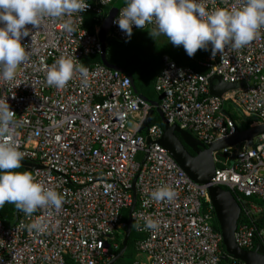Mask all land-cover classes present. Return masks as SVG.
<instances>
[{
  "label": "built area",
  "instance_id": "obj_1",
  "mask_svg": "<svg viewBox=\"0 0 264 264\" xmlns=\"http://www.w3.org/2000/svg\"><path fill=\"white\" fill-rule=\"evenodd\" d=\"M113 1L86 0L89 6L84 13L45 17L37 29L27 25L30 34L21 43L28 59L18 67L14 80H0V99L5 98L16 114L11 142L25 154L22 162L38 165L25 171L64 197L59 211L45 208L33 213L31 219L39 218L46 226L41 234L29 235L25 225L31 221L15 206L12 222L0 218V264H106L122 241L117 234L122 230L123 238L122 214L132 203L133 188L136 204L131 220L140 237L131 264H219L222 260V235L215 226L207 185L192 181L159 144L161 125L152 122L140 131L151 106L133 93L130 78L100 61L88 62L101 53L99 25L107 14L104 8ZM201 2L208 11L243 4V0ZM124 6L111 20L106 38H128L114 23ZM90 11L99 19L94 32L83 26ZM65 23L73 30L67 31ZM152 27L133 26V32ZM209 47L198 62L207 74L163 55L154 82L167 122L188 130L204 144L234 132L235 121L224 112L226 101L243 117H253V125L264 123V28L241 50L229 47L213 58ZM61 58L85 67L87 76L75 72L63 89L50 87L47 72ZM210 75L242 86L222 98L211 96ZM129 119L137 121L134 129L127 127ZM253 143L254 147L235 152L223 148L224 157L214 153L210 182L226 187L239 203L243 216L234 239L249 250L256 243L264 248V133ZM162 186L177 193L174 201L152 199L151 193ZM243 197H256L262 204ZM146 219L157 221L159 227L140 230ZM228 261L244 264L233 258Z\"/></svg>",
  "mask_w": 264,
  "mask_h": 264
},
{
  "label": "clouds",
  "instance_id": "obj_2",
  "mask_svg": "<svg viewBox=\"0 0 264 264\" xmlns=\"http://www.w3.org/2000/svg\"><path fill=\"white\" fill-rule=\"evenodd\" d=\"M125 6L114 23L127 37L133 26L148 31L154 40L165 36L175 47L182 46L189 57L197 50H209L214 58L223 55L227 48L241 50L250 45L264 28V0H243L236 8L214 7L208 11L201 0H124ZM89 4L86 0H0V80L15 79L17 69L28 59L23 37L30 34L27 25L39 28L43 18L61 19L84 13ZM67 31H72L65 23ZM75 72L87 76L88 70L71 58L59 59L47 72V84L63 89ZM87 83V81H85ZM16 114L10 110L6 99H0V208L6 203L23 212L31 222L25 225L29 235L45 231L44 222L33 213L39 209L52 208L59 211L64 197L55 190L47 189L22 168L25 154L11 142L16 126ZM177 193L162 186L151 193L156 201L172 202ZM157 221L146 219L140 230H156Z\"/></svg>",
  "mask_w": 264,
  "mask_h": 264
},
{
  "label": "water",
  "instance_id": "obj_3",
  "mask_svg": "<svg viewBox=\"0 0 264 264\" xmlns=\"http://www.w3.org/2000/svg\"><path fill=\"white\" fill-rule=\"evenodd\" d=\"M123 4L124 0H114L100 24L98 30V37L102 43V50L99 55L100 62L104 66L128 76L131 81L133 93L151 106L140 127V131L147 129L152 123V115L156 114L163 128L162 135L158 140L159 144L166 149L168 154L192 181L207 185L208 197L214 209V215L222 235L224 251L221 259L228 261L229 258H233L244 264H264V248L260 243H256L254 249L249 250L239 247L235 242L234 234L240 217V205L233 194L218 185L210 184L215 170L214 153L219 157H224L225 155L220 152L223 148H228L231 152H235L236 149L234 146L239 143H243L244 148L249 146L254 147L253 138L264 133V123L251 125L246 129H239L236 126L231 135L221 137L208 144L202 143L188 130L182 129L176 124H169L161 112L158 102L147 99L137 90L131 73L120 66L110 64L106 59L105 34L110 28L111 20ZM207 82L209 94L221 98L225 93L236 89L238 86H242L224 82L218 75H210L207 78ZM146 142L149 144L150 139L147 138ZM22 165L30 168L28 170L38 167V165L33 163L22 162ZM132 192L133 200L127 212L124 234L121 241L122 247L118 254L106 264H113L117 259L123 257L130 239L132 229L131 214L136 204L134 188Z\"/></svg>",
  "mask_w": 264,
  "mask_h": 264
},
{
  "label": "trees",
  "instance_id": "obj_4",
  "mask_svg": "<svg viewBox=\"0 0 264 264\" xmlns=\"http://www.w3.org/2000/svg\"><path fill=\"white\" fill-rule=\"evenodd\" d=\"M110 5L104 8L105 13L108 12ZM99 21L97 14L94 12H88L84 15L83 26L89 31L94 32V25ZM148 31L145 30H136L132 33L131 37L127 38L124 41H117L110 38H106L105 48H106V59L110 64L120 66L128 70L134 80L137 90L149 100L158 101L157 92L154 89V82L162 68V56L167 55L171 58L177 65L188 66L193 68L195 71H198L202 74H207L208 69L199 65L201 61L209 52V50H197L194 57H189L184 51L182 46L179 47H161L158 45L154 46L155 40L149 36ZM156 39V38H155ZM99 56H93L88 59V62H99ZM230 117L235 121L236 126L239 129L248 128L255 119L253 117H243L239 122L230 115ZM152 122L160 124L159 118L157 115H152ZM26 166L22 165V168L17 169L16 171H25ZM223 189L226 187L222 186ZM243 199L246 202H254L262 204V202L256 197H248ZM14 212V205L6 203L3 208H0V218L7 223L12 222ZM128 209L122 214V220L125 222L127 218ZM242 214H240L238 223L242 220ZM215 226L219 229L216 219ZM140 236L135 232L133 226L130 233V239L127 243L126 250L122 258L117 259L113 264H131L135 257L134 243ZM122 247L120 246L115 252L117 255ZM223 248V247H222ZM224 249V248H223ZM230 261L220 260L219 264H229Z\"/></svg>",
  "mask_w": 264,
  "mask_h": 264
},
{
  "label": "rangeland",
  "instance_id": "obj_5",
  "mask_svg": "<svg viewBox=\"0 0 264 264\" xmlns=\"http://www.w3.org/2000/svg\"><path fill=\"white\" fill-rule=\"evenodd\" d=\"M99 27H100V25H99ZM108 32H109V29L107 30L105 36H107ZM159 39H160V36L155 39V42H153L154 43V46L155 45H158V44H156V42ZM165 44L167 45L165 47H169V44H167L166 42H165ZM159 46H161V45H159ZM225 106H226V111L230 112V114L235 118L236 122L237 121L239 122V120H242L243 119V116L241 115V113L230 103V101H226ZM253 124L254 123H252L251 125H253ZM136 125H137V121L136 120L129 119L128 125H127L128 128L134 129L136 127ZM243 147H244L243 143H239V144H237V145L234 146V148L236 149V151H240ZM140 157H141V155L139 153L138 158H140ZM124 212H125V210L123 211V213ZM122 233H123V231L121 230L120 233L117 234L118 235V240H120V241L122 240Z\"/></svg>",
  "mask_w": 264,
  "mask_h": 264
},
{
  "label": "crops",
  "instance_id": "obj_6",
  "mask_svg": "<svg viewBox=\"0 0 264 264\" xmlns=\"http://www.w3.org/2000/svg\"><path fill=\"white\" fill-rule=\"evenodd\" d=\"M165 42L167 43V44H169V47H172L173 45L171 44V43H169V41H168V39L165 37V36H160V39L156 42V44H159V45H161L163 48L165 47V46H167L166 44H165ZM234 106V105H233ZM235 107V106H234ZM236 108V107H235ZM224 112L228 115V116H230L231 114H230V112H228V111H226V106H225V110H224ZM243 116V115H242ZM251 126V125H250Z\"/></svg>",
  "mask_w": 264,
  "mask_h": 264
}]
</instances>
